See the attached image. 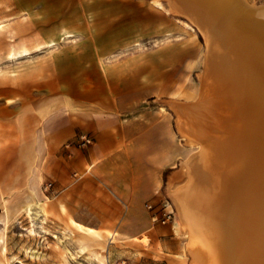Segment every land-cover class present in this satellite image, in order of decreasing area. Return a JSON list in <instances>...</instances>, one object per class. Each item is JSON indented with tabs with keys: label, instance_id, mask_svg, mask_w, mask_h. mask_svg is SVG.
Segmentation results:
<instances>
[{
	"label": "rangeland",
	"instance_id": "1",
	"mask_svg": "<svg viewBox=\"0 0 264 264\" xmlns=\"http://www.w3.org/2000/svg\"><path fill=\"white\" fill-rule=\"evenodd\" d=\"M150 1L0 0V104L3 93L18 101L52 96L57 88L74 91L85 77L86 89L114 101L115 113L124 121L132 119L150 130L149 160L154 162L136 166L135 197L120 186L122 173L115 174L116 188L103 181L96 196H83L77 181L92 172L89 165L67 180L64 193L66 187L58 188L49 169L37 178L0 176V264H89L87 256L105 264L103 245L93 244L82 254L70 219L105 225L94 229L104 238L112 235L109 264H199L200 254L190 247L170 191L186 184L183 164L198 153L200 130L213 125L205 121L219 119L211 108H217V96L204 80L203 35L185 16L167 13V0H158L162 10ZM248 2L264 5V0ZM65 34L71 37L63 39ZM50 41L56 43L52 49L46 48ZM22 49L32 51L28 58H7ZM195 115L209 118L198 121ZM2 130L0 145H8ZM145 168L153 178L150 193L142 177ZM95 200L98 204L90 205ZM73 208L83 220L74 217ZM35 212L46 218L40 222Z\"/></svg>",
	"mask_w": 264,
	"mask_h": 264
},
{
	"label": "bare ground",
	"instance_id": "2",
	"mask_svg": "<svg viewBox=\"0 0 264 264\" xmlns=\"http://www.w3.org/2000/svg\"><path fill=\"white\" fill-rule=\"evenodd\" d=\"M167 1V13L188 18L205 39L204 80L217 96L213 118L219 116L212 123L195 115L213 125L200 130V149L183 164L186 184L170 191L178 218L199 264H264V5ZM151 3L162 10L158 0Z\"/></svg>",
	"mask_w": 264,
	"mask_h": 264
},
{
	"label": "crops",
	"instance_id": "3",
	"mask_svg": "<svg viewBox=\"0 0 264 264\" xmlns=\"http://www.w3.org/2000/svg\"><path fill=\"white\" fill-rule=\"evenodd\" d=\"M160 1L165 4V0ZM69 37L70 34H65L63 39ZM55 45L54 41H50L46 48L52 49ZM39 49L40 47H37L33 51ZM31 53L29 49H22L9 54L7 58L18 61L28 58ZM86 82V78L82 77L76 82L74 91L66 87L57 88L54 95L45 98L20 97L18 101H14L2 94L4 97L0 104V128L3 129L1 137L3 139L7 137L10 143L0 145V176L5 175L9 179L19 176L22 180L32 174L37 178L40 174L45 175L49 169L58 188L62 190L73 174L83 172L85 165H89L92 172L90 174L86 172L77 181V189L85 192L83 196L84 194L87 197L96 196L103 181H107L109 188H116L118 185L116 173L125 176L120 186L127 189V195L130 194L131 197L139 195L133 177L137 172L136 166L139 162L144 166L154 163L149 160L152 147L147 142V135L150 130L132 119L124 121L121 115L115 113V102L100 99L98 93L93 95L91 90L84 86ZM93 104H96V108H90ZM102 108L106 111L103 112ZM81 134L90 136L93 144L86 149H63L64 144ZM36 165L38 168L33 171ZM142 177L147 185V193H150L153 178L151 179L147 168L144 169ZM66 190L67 187L63 193ZM31 200L41 204V201ZM69 202L74 203V197ZM97 204L98 200L90 203L94 206ZM73 209L74 217L83 220L81 214ZM69 225L77 232V240L81 241V251H84L82 254L87 255L93 244L103 245L105 264H109L107 247L112 235L104 238L94 229L105 225L95 222L83 225L73 219H70ZM83 229L91 232L87 234L82 231ZM87 258L89 264H95L94 260L88 256Z\"/></svg>",
	"mask_w": 264,
	"mask_h": 264
},
{
	"label": "built area",
	"instance_id": "4",
	"mask_svg": "<svg viewBox=\"0 0 264 264\" xmlns=\"http://www.w3.org/2000/svg\"><path fill=\"white\" fill-rule=\"evenodd\" d=\"M92 144H93V139L90 136L81 134L76 136L72 141H69L66 144H64L63 149L64 150H70L72 148L86 149ZM49 188H51V184H48L45 187V191L49 190Z\"/></svg>",
	"mask_w": 264,
	"mask_h": 264
}]
</instances>
